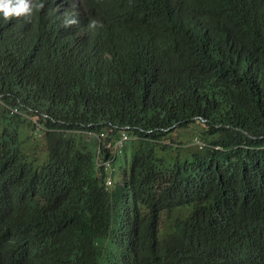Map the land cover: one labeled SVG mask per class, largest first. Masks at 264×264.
Returning <instances> with one entry per match:
<instances>
[{"label": "trees", "instance_id": "obj_1", "mask_svg": "<svg viewBox=\"0 0 264 264\" xmlns=\"http://www.w3.org/2000/svg\"><path fill=\"white\" fill-rule=\"evenodd\" d=\"M30 6L0 16V264H264V0Z\"/></svg>", "mask_w": 264, "mask_h": 264}, {"label": "clouds", "instance_id": "obj_2", "mask_svg": "<svg viewBox=\"0 0 264 264\" xmlns=\"http://www.w3.org/2000/svg\"><path fill=\"white\" fill-rule=\"evenodd\" d=\"M42 5H36V7H41ZM32 7L30 6V0H0V16L5 19L13 16L28 15L31 14ZM74 14L70 17V24H75L76 15L78 11L75 8L73 10ZM200 143V142H197Z\"/></svg>", "mask_w": 264, "mask_h": 264}, {"label": "rangeland", "instance_id": "obj_3", "mask_svg": "<svg viewBox=\"0 0 264 264\" xmlns=\"http://www.w3.org/2000/svg\"><path fill=\"white\" fill-rule=\"evenodd\" d=\"M38 120H39V118H36V117L32 119V121H33L34 123L38 122ZM197 144H200V143H197Z\"/></svg>", "mask_w": 264, "mask_h": 264}]
</instances>
